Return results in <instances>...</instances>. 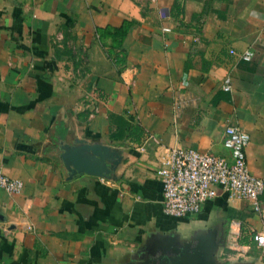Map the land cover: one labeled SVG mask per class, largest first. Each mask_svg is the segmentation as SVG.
Here are the masks:
<instances>
[{"label": "crops", "instance_id": "0c3cea01", "mask_svg": "<svg viewBox=\"0 0 264 264\" xmlns=\"http://www.w3.org/2000/svg\"><path fill=\"white\" fill-rule=\"evenodd\" d=\"M228 124L264 201V0H0V171L23 184L0 189V264H157L194 236L222 264H264L251 202L215 186L196 213L161 209L159 155L227 157ZM79 139L118 164L69 176L59 156Z\"/></svg>", "mask_w": 264, "mask_h": 264}, {"label": "built area", "instance_id": "2783aa9c", "mask_svg": "<svg viewBox=\"0 0 264 264\" xmlns=\"http://www.w3.org/2000/svg\"><path fill=\"white\" fill-rule=\"evenodd\" d=\"M163 32L170 29L162 27ZM251 50L240 54L242 60H249ZM228 90L229 79L224 78L223 87ZM247 132L228 124L224 127L222 147L228 156L199 152L191 148H165L158 157L155 174L161 185L162 212L175 217H183L198 212L204 201L214 195V187L223 189L229 199H242L251 202L252 211L264 222V201L259 199L263 181L248 171L244 149L248 143ZM22 181L0 171V189L17 194L22 189ZM238 221L229 223L226 248L235 253H243L247 245L237 240ZM252 240L264 256V231L255 232Z\"/></svg>", "mask_w": 264, "mask_h": 264}, {"label": "water", "instance_id": "95a60500", "mask_svg": "<svg viewBox=\"0 0 264 264\" xmlns=\"http://www.w3.org/2000/svg\"><path fill=\"white\" fill-rule=\"evenodd\" d=\"M73 145L63 149L59 158L69 176L84 173L92 176H106L118 164V152L99 142L75 140ZM191 242L177 249L172 257L161 255L157 264H222L216 255L218 244L213 240L194 236ZM155 264V262H153ZM227 264H247L238 258Z\"/></svg>", "mask_w": 264, "mask_h": 264}, {"label": "trees", "instance_id": "16d2710c", "mask_svg": "<svg viewBox=\"0 0 264 264\" xmlns=\"http://www.w3.org/2000/svg\"><path fill=\"white\" fill-rule=\"evenodd\" d=\"M107 53H108V55H110V53H111V50H109V49H108V50H107ZM116 59H117V58H116Z\"/></svg>", "mask_w": 264, "mask_h": 264}]
</instances>
